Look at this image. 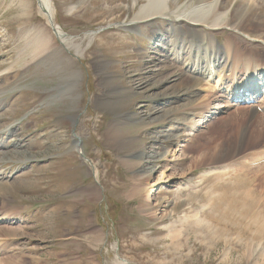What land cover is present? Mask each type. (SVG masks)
Listing matches in <instances>:
<instances>
[{
    "label": "rangeland",
    "instance_id": "rangeland-1",
    "mask_svg": "<svg viewBox=\"0 0 264 264\" xmlns=\"http://www.w3.org/2000/svg\"><path fill=\"white\" fill-rule=\"evenodd\" d=\"M155 1L51 0L48 25L36 0H0V133L16 140L0 149V264H264V88L207 118L231 104L203 101L206 80L162 51L203 59L216 50L190 38L208 31L116 26ZM247 2L167 4V20L220 27L215 81L242 69L230 41L264 39V8Z\"/></svg>",
    "mask_w": 264,
    "mask_h": 264
},
{
    "label": "bare ground",
    "instance_id": "bare-ground-1",
    "mask_svg": "<svg viewBox=\"0 0 264 264\" xmlns=\"http://www.w3.org/2000/svg\"><path fill=\"white\" fill-rule=\"evenodd\" d=\"M175 1L177 2V0H175ZM36 2H37V6H38L40 12L47 19L48 25H51L50 21L51 22L53 21L52 18L54 15V10H53L51 0H36ZM171 2H172V0H156L155 2H153L149 5L140 6L137 9V11L134 13V17L132 18V20L129 24H125L123 26L122 25H116V26H118V27H127V26L137 27L138 25L146 24V23L150 24V26H151V25L155 24V21L162 20V21L169 22L171 27H175V29H173V30H175V33L178 32L179 30H181L180 28H182L183 25L185 26V24L193 26V27H203V29L208 31L209 33H210V31L214 32V31L220 30L219 29L220 27L217 25L216 22L212 23L211 25H207L208 23H206V20L208 17H206L201 12H198V13H200V14H198V13H196V12L194 13L192 11V13L190 15H188L187 17L175 16V17H172L170 19L168 18V20H167V18L165 16L168 15V13H171L168 10L167 4L171 3ZM244 5L246 7L243 9H244V12L246 14L249 11L257 12L258 11V10H256L257 6H261L262 8H264V0H248V2L244 3ZM240 7H241V5H240ZM258 9H259V7H258ZM71 12L72 11H69V14ZM161 12L163 14H161ZM173 13H175V12H173ZM224 16L225 15H220L219 18L221 19ZM233 30H235V32H236L235 28ZM56 31L54 32L56 36L59 37L60 35H62L61 34L62 32L59 30V28H58L57 33H56ZM163 31H164V29H162L160 26V28L157 29L156 34L157 35L162 34ZM189 31H191V30L183 31L182 38L184 40L186 39L187 32H189ZM208 32L207 33L203 32V34L197 35L196 31L195 32L193 31L192 37L190 38V42H191L190 48L197 50V53H201L200 50L202 49V47H205L208 49H212V47H213L216 50V52L213 51V52H208V53L204 50V52L202 53V55L204 56L203 59H194V58L186 57V56L184 57L183 53H181L180 51L174 52V45H172L173 48L170 52H168L167 50H163L162 52L164 53V56H166V57L171 56V57L175 58L176 62H182L183 67H181V68H182V70L184 68L183 71L185 73H187L189 76L190 75H192V76H198L199 75L198 77H201V78L206 80V83L208 84L210 92H209V95H207V96L205 95V97H203V101L204 100L206 101L209 98H211V94L213 93L215 95H220L219 101L221 104L226 105L227 101L231 104L229 106L214 107L212 109L213 112L210 114V116H207V118H210L211 116H218L217 114H221L224 111V109L229 110L230 107L238 106L237 102L241 101V102H249L250 103L252 101V99H248V100L243 99L245 96L244 91L246 90V88H247L246 92H248L251 96L250 98L255 97L257 91L259 89L264 88V60L262 59V56H263L262 52L258 50L260 48H264V39L254 40V39L250 38L249 36H247V39H249V38L250 39L249 40L246 39L245 41H240V43H239V41H236V43H235L234 41L226 40V42H224V43L227 44V42L229 43V41H230L231 46L233 45L232 50L236 51L238 53L239 58H242V59H238V61L243 64L242 69L240 71H236V70L231 71L230 70L231 73H229L230 74L229 81L224 82L225 79L223 80L222 77L221 78L218 77L217 80L215 81L213 77L216 76V74H217L216 73L217 68H220L221 66L227 65V58H223L222 61L219 62V60H218V62H216V59L220 56V54H222V52H221V50L216 49V47H215V43L217 42L216 36H214V38H213L211 36V34H209ZM167 34H169V33H167ZM178 34H181V33L178 32ZM61 37L62 36H60V38ZM233 38H234V36H233ZM170 39H172V38H170ZM234 40H237V39H234ZM207 41H209V42L207 43ZM174 42L175 41H171V44H173ZM250 42L251 43L256 42V43L260 44V46L256 45V47H253L252 44H250ZM171 44L168 43V45H171ZM198 46L201 48L200 50H199ZM245 46L247 47L246 48L247 51L246 52L241 51L242 47L245 48ZM180 48H181V45H180L179 49ZM190 48H189V50H190ZM194 50H193V53H194ZM187 51H185V52L187 53ZM252 54H254L257 57L258 62L252 56ZM173 64H175L174 61H173ZM175 65L178 66L177 64H175ZM225 67H221V68H225ZM249 82H250L251 86L247 85ZM190 83H193V81H191ZM190 83L178 82V83L173 84V87L182 89V88H185L186 86H189ZM226 83H230L231 85L226 86ZM211 84H212V86H211ZM211 91H213V92H211ZM261 93H263V91H261ZM216 101H217L216 98H214L213 102H216ZM203 103H205V102H203ZM239 106H241V105H239ZM243 106H245V105H243ZM253 109H255V108H253ZM11 129L13 130V134H15L14 126L9 125L5 130H3L0 133V141L2 140V138L4 139V136H3L4 133L11 131ZM195 129H196L195 126L188 128L189 131H195ZM1 136H3V137H1ZM73 139H75L77 151L80 153V150H81L80 144L81 143L79 142V139L77 136L74 135ZM15 142H16V140L14 139V135H13V138H6L0 143V147L3 146L0 149L5 148L6 146L12 145ZM179 146L184 147L181 145H179ZM263 158H258L256 160H254V162H260ZM11 174H13V172ZM0 218H4V217H0ZM2 220H6V219H2ZM11 220H13V219L12 218L10 219V217H9L6 221H11ZM14 220H16V218ZM122 264H126V262L125 263L122 262Z\"/></svg>",
    "mask_w": 264,
    "mask_h": 264
}]
</instances>
